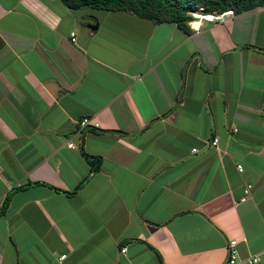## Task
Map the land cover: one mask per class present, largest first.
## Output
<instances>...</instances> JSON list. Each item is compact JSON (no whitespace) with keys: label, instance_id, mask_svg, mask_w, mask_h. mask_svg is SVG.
<instances>
[{"label":"crops","instance_id":"1","mask_svg":"<svg viewBox=\"0 0 264 264\" xmlns=\"http://www.w3.org/2000/svg\"><path fill=\"white\" fill-rule=\"evenodd\" d=\"M7 193L0 264H221L231 238L264 264V5L182 29L0 0Z\"/></svg>","mask_w":264,"mask_h":264},{"label":"trees","instance_id":"2","mask_svg":"<svg viewBox=\"0 0 264 264\" xmlns=\"http://www.w3.org/2000/svg\"><path fill=\"white\" fill-rule=\"evenodd\" d=\"M69 7L87 5L94 8L124 10L145 18L152 23L171 21L182 29H187V20L192 16L190 11L194 6H201L203 11H220L231 8L238 12L257 5H264V0H61ZM76 127V124H75ZM81 153L91 164L97 168L98 157L84 152ZM94 159V160H93ZM9 193L5 194L0 204V214L4 211L8 202Z\"/></svg>","mask_w":264,"mask_h":264},{"label":"built area","instance_id":"3","mask_svg":"<svg viewBox=\"0 0 264 264\" xmlns=\"http://www.w3.org/2000/svg\"><path fill=\"white\" fill-rule=\"evenodd\" d=\"M232 13V9L231 8H226L223 9L221 11L218 12H205L202 10L201 6H198L197 8H193L190 11L191 14V18L187 20V24L193 28V29H197L198 25L197 24L200 20H206V21H218L222 19L223 15H230ZM71 35V39H74L73 32H70ZM89 122L88 117L83 116L80 119H78L76 121V130L80 131L83 127H85ZM218 139V135L216 133H214L213 135H211L210 139L208 140V144L212 145V146H216V142ZM68 145H71V143L69 142ZM237 170L241 169V164L237 163L236 165ZM248 189L247 186L243 189V194L241 199H243L247 193ZM235 239L231 238L228 241L227 244V255L225 257V259L222 261L221 264H236L237 263V251L235 248ZM121 251L124 250V246H121L120 248ZM63 257V254L60 255V258ZM256 258L253 257V260H255Z\"/></svg>","mask_w":264,"mask_h":264},{"label":"water","instance_id":"4","mask_svg":"<svg viewBox=\"0 0 264 264\" xmlns=\"http://www.w3.org/2000/svg\"><path fill=\"white\" fill-rule=\"evenodd\" d=\"M87 26H88V27H94L95 24H90V23H89V24H87Z\"/></svg>","mask_w":264,"mask_h":264},{"label":"rangeland","instance_id":"5","mask_svg":"<svg viewBox=\"0 0 264 264\" xmlns=\"http://www.w3.org/2000/svg\"><path fill=\"white\" fill-rule=\"evenodd\" d=\"M198 6H194L193 8H197ZM214 12H216V11H214ZM200 21H202V20H200ZM200 21L197 23V24H200Z\"/></svg>","mask_w":264,"mask_h":264},{"label":"clouds","instance_id":"6","mask_svg":"<svg viewBox=\"0 0 264 264\" xmlns=\"http://www.w3.org/2000/svg\"><path fill=\"white\" fill-rule=\"evenodd\" d=\"M221 11V10H220ZM205 12H207V11H205ZM208 12H212V11H208ZM216 12H218V11H216ZM188 25V24H187ZM189 26V25H188ZM190 27V26H189ZM71 36V35H70ZM73 36V35H72ZM71 40H73V39H71Z\"/></svg>","mask_w":264,"mask_h":264}]
</instances>
